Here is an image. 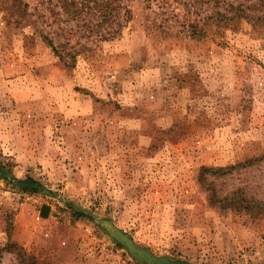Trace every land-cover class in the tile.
Wrapping results in <instances>:
<instances>
[{
	"label": "rangeland",
	"instance_id": "1",
	"mask_svg": "<svg viewBox=\"0 0 264 264\" xmlns=\"http://www.w3.org/2000/svg\"><path fill=\"white\" fill-rule=\"evenodd\" d=\"M254 3L0 0V264H145L99 220L155 255L264 264V211L209 199L264 201V21L207 19Z\"/></svg>",
	"mask_w": 264,
	"mask_h": 264
},
{
	"label": "trees",
	"instance_id": "2",
	"mask_svg": "<svg viewBox=\"0 0 264 264\" xmlns=\"http://www.w3.org/2000/svg\"><path fill=\"white\" fill-rule=\"evenodd\" d=\"M95 1V0H94ZM105 4L101 1L98 2V7L104 6ZM255 9H252L256 12H248L246 9L241 8L239 5H236L232 7L230 11H232L230 14L228 13H222V12H214L216 16H207V19H216L217 21L225 22L226 24H229L232 21H248V22H261L264 21V0H256V3L253 5ZM105 8V7H104ZM259 11V12H258ZM104 15L103 22L106 20V15ZM116 31V30H114ZM190 33L192 37L201 35V27L191 24L190 25ZM111 34L109 33V36ZM107 37V36H102ZM44 41L48 46L51 47V51L58 57L59 61L63 64H66V59L64 56H62L55 48V46L52 45V42L47 37L43 36ZM263 156H260L258 158H251L244 160L243 162H238L234 165H226V166H203L201 168V173L204 174L206 172L215 173V174H221L224 175L226 172L230 171L235 166L237 167H244L250 163H253L254 161L259 160V158H262ZM236 167V168H237ZM200 180L202 183L204 182L203 176L200 177ZM15 184L21 188L22 191H29V192H36L38 190V184L36 183V180L31 177H25L22 179H18L15 181ZM210 201H214V203H219L220 205H236L238 207L237 209L245 211L247 214H251L252 216H257V214H260L264 211V201H258L254 200L253 198H248L243 195L241 191H234L230 195H224L220 196L216 194L214 190L211 191L209 195ZM81 214V212L79 213Z\"/></svg>",
	"mask_w": 264,
	"mask_h": 264
},
{
	"label": "water",
	"instance_id": "3",
	"mask_svg": "<svg viewBox=\"0 0 264 264\" xmlns=\"http://www.w3.org/2000/svg\"><path fill=\"white\" fill-rule=\"evenodd\" d=\"M99 224L104 228L110 236L125 245L129 253L138 261L145 264H194L188 260L181 258H169L166 255H155L147 248H143L135 244L131 238L115 228L106 220H99Z\"/></svg>",
	"mask_w": 264,
	"mask_h": 264
}]
</instances>
